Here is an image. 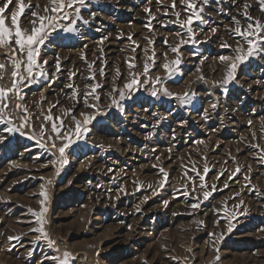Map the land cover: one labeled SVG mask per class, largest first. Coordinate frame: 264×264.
<instances>
[{
  "label": "rangeland",
  "instance_id": "rangeland-1",
  "mask_svg": "<svg viewBox=\"0 0 264 264\" xmlns=\"http://www.w3.org/2000/svg\"><path fill=\"white\" fill-rule=\"evenodd\" d=\"M172 2L87 0L83 19L69 9L41 46L45 75L22 87V100L9 94L5 120L13 123L0 122V264H56L51 257L65 252L71 264H264V52L236 61L248 45L232 31L234 20L242 30L264 23V0H197L195 43L177 22L191 14L187 0ZM23 3L18 23L29 32L32 13L52 14L51 0ZM18 8L12 0L5 11L10 28ZM6 51L0 87L10 88ZM97 84L99 100L88 95ZM164 88L191 99L183 104ZM81 113L95 118L83 125ZM49 115L63 121L62 133L83 125L63 165ZM25 117V135L7 131ZM41 207L51 247L33 231Z\"/></svg>",
  "mask_w": 264,
  "mask_h": 264
},
{
  "label": "snow or ice",
  "instance_id": "snow-or-ice-1",
  "mask_svg": "<svg viewBox=\"0 0 264 264\" xmlns=\"http://www.w3.org/2000/svg\"><path fill=\"white\" fill-rule=\"evenodd\" d=\"M184 2V0H182ZM209 0H202L203 4H207ZM12 3V0H5V2L0 5V48L8 49V51L5 52V55L8 56L12 64L14 66V71L12 72L13 82L12 86L10 88H4L0 87V122H4L8 125H12V120L9 117L5 120V117L8 115L6 112V109H8V98L9 94L16 96L18 99L22 100L23 96L21 95L22 87H25L31 83L37 82V76L45 75L43 64H47V61H43V64H41L38 60L41 53V46L45 44V42L50 38L53 31H56L57 28L60 27L59 20L62 18H68L70 13L68 12L69 9H75V15L83 19V17L80 16V10L82 7H84L87 3V0H51V15H44L41 16L38 13H32V15L35 17L32 21H30L32 27L30 32L28 30L22 29L20 24L18 23V17L22 12H24V3L23 0H19V8L17 11H13L10 14L11 18V25L12 28L8 27L6 25V17H5V11L8 9L9 4ZM77 5H79L77 7ZM172 7H176V2L173 0ZM245 7H248L245 5ZM186 10L190 11L189 17L184 20L183 22H180L177 20L178 23H182V26L187 29V34L189 36V40L193 43H195L194 38V31L191 27L193 23V17L196 21H202L201 13L203 12V7L197 8V0H187L186 3ZM264 10V9H262ZM45 11H49V9H45ZM147 11V10H146ZM60 13H63V17H61ZM177 17H179L180 13H175ZM247 16V14L245 13ZM248 20H252L253 18L250 16H247ZM84 23L87 24L88 21L84 20ZM234 23L236 24L234 33L236 35H239L244 42L248 45L247 50L243 47L237 48V52L240 53L236 56V61L243 62L248 57L258 55L261 52H264V35H261V33H264V23H261L259 20H255L254 23H248L247 26L242 30L240 23L238 20H234ZM63 30L67 32H75L76 29L74 27H65ZM215 31V29H213ZM189 40H181V45L188 43ZM228 46V45H225ZM173 52H177L178 48H173ZM19 54V55H18ZM222 61H227L230 58L227 56H222L220 58ZM175 64H179L180 61L177 59ZM24 68V73L21 72V67ZM132 67V65H130ZM165 69L168 70L169 66L168 64L164 65ZM236 67V64L233 63L231 65L232 70L234 71ZM5 68L4 64H0V70H3ZM39 69V72L36 73L34 76V70ZM148 68L147 65H145V73H147ZM232 78V72L230 71L228 74V79ZM94 79V77H93ZM228 79L225 80V83L228 82ZM159 81V78H157ZM27 81V83H26ZM136 84V80L133 79L131 83H128L125 85L127 89H132L134 85ZM71 87V85H69ZM101 87V85H95L93 87V90L88 95H93V98L96 100H99V96L95 95V89ZM162 94L166 97H175L176 99H179L183 104H187L189 100L191 99L189 94L185 93L183 96H180L178 94L171 93L167 90V88H164L162 90ZM111 95V94H110ZM120 99L123 100L125 98L124 92H120ZM152 96H157V90H153L151 93ZM112 104L115 105L117 108H120V105L118 101L113 98ZM85 106L86 107H95V105H88L87 99L85 98ZM16 108L22 109L23 111H27L26 108H24L21 104H17ZM122 110V109H121ZM99 109H97V112ZM81 115L84 117L83 125H87L90 123L95 117L93 115H88L87 113H81ZM46 119L48 121H52L51 123V131L56 134L58 138L61 139L62 143L57 149L59 152V160L61 165L67 163V158L65 155V150L69 149L73 144L76 143L77 139L83 138V133L81 131V128L83 125L79 120L76 121L75 127L73 129H68L61 132V129L64 127L63 121L60 122V125L58 126L55 121H53V118L51 115L47 116ZM28 118H22V124L21 126H11L7 128V131L9 133H16L19 132L21 135H25L23 132V127L27 126ZM251 123V122H250ZM43 131V129H42ZM87 131V128H84V132ZM41 147H45V145H41ZM53 148H56V144H52ZM262 161H264V158H262ZM163 171V170H162ZM207 171V169H205ZM165 177L167 176V173L164 174ZM214 187V186H213ZM44 195L45 199L47 198L46 193H42ZM210 193L205 191L203 194V198L205 200L208 199ZM44 201H41V204L43 205ZM199 203V201H198ZM197 204H193L192 207L196 208L198 207ZM47 211V208L41 207V210L38 212H33V215L36 217V222L39 225L37 228L33 229V231H36L41 234L44 240H46L47 244L51 247L55 245V241L50 239L47 232L44 229V224L46 223L44 217L45 213ZM12 239H19V237H9V240ZM58 251V249H57ZM31 255V253H29ZM51 259L56 261V264H71V262L75 259L70 252L63 253L62 258L61 257H51Z\"/></svg>",
  "mask_w": 264,
  "mask_h": 264
},
{
  "label": "bare ground",
  "instance_id": "bare-ground-1",
  "mask_svg": "<svg viewBox=\"0 0 264 264\" xmlns=\"http://www.w3.org/2000/svg\"><path fill=\"white\" fill-rule=\"evenodd\" d=\"M232 3V2H231Z\"/></svg>",
  "mask_w": 264,
  "mask_h": 264
}]
</instances>
